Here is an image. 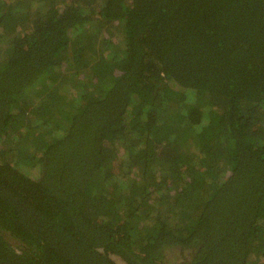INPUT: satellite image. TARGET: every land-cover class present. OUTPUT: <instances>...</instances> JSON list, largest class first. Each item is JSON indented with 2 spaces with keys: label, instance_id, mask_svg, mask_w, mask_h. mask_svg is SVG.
Returning a JSON list of instances; mask_svg holds the SVG:
<instances>
[{
  "label": "trees",
  "instance_id": "1",
  "mask_svg": "<svg viewBox=\"0 0 264 264\" xmlns=\"http://www.w3.org/2000/svg\"><path fill=\"white\" fill-rule=\"evenodd\" d=\"M0 264H264V0H0Z\"/></svg>",
  "mask_w": 264,
  "mask_h": 264
},
{
  "label": "rangeland",
  "instance_id": "2",
  "mask_svg": "<svg viewBox=\"0 0 264 264\" xmlns=\"http://www.w3.org/2000/svg\"><path fill=\"white\" fill-rule=\"evenodd\" d=\"M177 255L178 254H177L176 251H171L170 253H168L167 257L173 261V260H175V258L177 257Z\"/></svg>",
  "mask_w": 264,
  "mask_h": 264
}]
</instances>
